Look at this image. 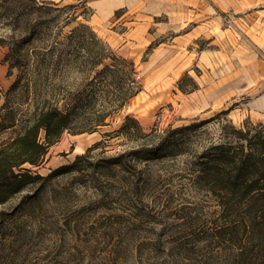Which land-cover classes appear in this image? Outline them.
<instances>
[{"label":"rangeland","instance_id":"rangeland-1","mask_svg":"<svg viewBox=\"0 0 264 264\" xmlns=\"http://www.w3.org/2000/svg\"><path fill=\"white\" fill-rule=\"evenodd\" d=\"M172 1L169 13L151 0L155 14L106 15L103 0H0V121L63 100L99 107L91 94L114 54L141 85L122 108L106 101L98 131H65L42 164L24 165L45 177L86 153L0 204V264H226L205 241L218 206L194 182L195 158L229 124H264V7Z\"/></svg>","mask_w":264,"mask_h":264},{"label":"trees","instance_id":"trees-1","mask_svg":"<svg viewBox=\"0 0 264 264\" xmlns=\"http://www.w3.org/2000/svg\"><path fill=\"white\" fill-rule=\"evenodd\" d=\"M112 58L115 62L106 61L101 71L105 74V83L99 92L91 94L98 96L102 103L99 107L78 112V105L68 106L70 102L63 100L37 108L28 119L20 120L13 108L2 115L0 133L16 126L18 130L0 142V204L38 180L76 169L86 153L45 177L33 174L24 165L42 164L49 148L65 131L72 134L98 131L107 124L106 118L111 114L106 101L122 108L141 90L138 79L131 77L134 62L115 54ZM126 119L137 124L132 117ZM126 126L124 124L122 129ZM228 128L229 134L206 146L195 158L194 182L202 186L218 206L206 228L209 235L205 241L209 245L214 243L220 255L226 256V264H264V124L249 121L241 128L233 124Z\"/></svg>","mask_w":264,"mask_h":264},{"label":"crops","instance_id":"crops-1","mask_svg":"<svg viewBox=\"0 0 264 264\" xmlns=\"http://www.w3.org/2000/svg\"><path fill=\"white\" fill-rule=\"evenodd\" d=\"M101 1V0H99ZM195 1H200V0H174L175 4H180V11L185 10L188 4L193 5ZM214 2V5L212 4V10L213 6L216 8L219 7V5L222 3H226L228 9H232L235 13L239 12H245L250 10L251 8H255L258 6H263L264 7V0H212ZM103 6L105 7V10L99 11L102 13H105L106 15H111L114 14V12L118 9H126V12L129 10H132L133 12H139L141 9H144L145 7H149L151 4V0H103ZM171 3H173L172 0H167V6L164 5L163 11L167 13L172 11ZM102 4H99V6ZM97 7V6H94ZM99 8V7H98ZM205 11L203 13H206L210 11L209 7L203 8ZM149 12L151 14H155L154 8L149 7ZM261 66V64H259Z\"/></svg>","mask_w":264,"mask_h":264},{"label":"bare ground","instance_id":"bare-ground-1","mask_svg":"<svg viewBox=\"0 0 264 264\" xmlns=\"http://www.w3.org/2000/svg\"><path fill=\"white\" fill-rule=\"evenodd\" d=\"M81 146L78 147V149L80 148ZM81 149V148H80Z\"/></svg>","mask_w":264,"mask_h":264}]
</instances>
